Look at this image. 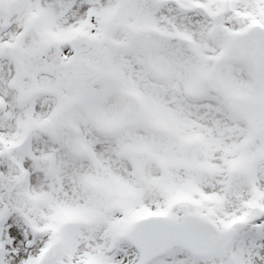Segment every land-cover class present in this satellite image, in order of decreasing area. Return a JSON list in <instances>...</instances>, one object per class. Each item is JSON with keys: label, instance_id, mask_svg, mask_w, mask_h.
I'll return each instance as SVG.
<instances>
[{"label": "snow or ice", "instance_id": "obj_1", "mask_svg": "<svg viewBox=\"0 0 264 264\" xmlns=\"http://www.w3.org/2000/svg\"><path fill=\"white\" fill-rule=\"evenodd\" d=\"M0 264H264V0H0Z\"/></svg>", "mask_w": 264, "mask_h": 264}]
</instances>
